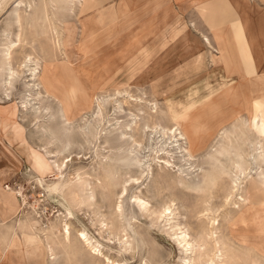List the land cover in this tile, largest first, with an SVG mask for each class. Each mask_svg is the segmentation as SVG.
Listing matches in <instances>:
<instances>
[{"label":"rangeland","instance_id":"obj_1","mask_svg":"<svg viewBox=\"0 0 264 264\" xmlns=\"http://www.w3.org/2000/svg\"><path fill=\"white\" fill-rule=\"evenodd\" d=\"M12 1L9 0L7 8ZM92 1L85 0L82 8L76 7L73 13L67 10L60 13L64 23L63 47L59 50L46 38L51 35L49 22H45L41 29L36 23L32 24L34 29L28 27L29 33L26 30V35L37 36L31 43L32 47L35 45V50L31 51L29 45L17 48L13 54V65L23 60L25 53L39 56L40 78L54 94L61 98L64 95L68 103L80 99L79 90L84 88L102 98L114 94L115 90L127 91L130 100L141 99V102L149 105L157 103V107L162 110V125L173 126L177 123L187 129L189 125L184 117H189L192 124H196L194 128L204 126L213 129L212 133L203 135L204 143L193 147L196 158L204 156L208 151L213 144L215 132L229 128L238 116L244 120L249 119L251 134H241L238 140L236 138L237 145L240 144L238 146L248 153L246 148L250 142L261 141L258 135L264 136V103L257 100L262 99L264 91L253 90L258 83L246 79L239 82L240 86L238 80L234 81L238 88L236 86L233 89V96L218 94L219 86L227 79V75L223 74L220 65L213 68L210 61V53L215 54L214 42L211 40V45L207 46L204 39L202 42L200 40L201 30L207 24L198 6L183 10V6L175 5V9L167 15V8L163 9V1L160 0L156 10L160 15L154 17L149 8L152 0H105L101 8L89 9ZM125 2L128 3L126 8ZM49 4L47 10L51 13L52 4ZM98 10L104 15L101 22H98ZM176 19L183 25L189 44H184L181 35L172 40L174 33H164L162 48L159 47L160 55L153 57L155 51L152 47L156 45L155 41L158 45L161 43L164 21L173 22ZM131 20L135 21L129 25ZM145 20H153V24L157 25L139 27L140 22ZM202 51L206 53L205 67L198 70L197 64L193 65V71L183 76L185 80L177 82V72L170 71L176 66V58H185L184 53L192 58L196 54L199 56ZM158 77H162L163 81H157ZM22 90V78H18L13 82L9 100L19 102ZM1 92L0 101H6ZM125 93L122 96L127 97ZM165 101L172 105L175 103L177 111L182 115L178 120L172 121L166 116ZM133 104L123 105V112L118 114L114 113L111 106H107L105 121L110 120V123L105 126L106 132L101 131L92 138L80 132L78 127L86 125L87 121L92 122L95 102L88 112L72 113L73 130L70 133L60 129L58 134L57 128L62 123L56 114L57 102L43 99L38 105L47 108V111L42 112L39 120L31 112L21 114L15 129L6 137H0L3 146V155H0L2 250L9 241L6 227L13 226L20 236L19 225L27 223L29 232L33 234H37L41 226H55L59 233L65 227L68 228V238L73 249L71 246L67 250L53 246L51 252L55 260L52 261L53 257L49 255L51 252L47 247L46 255L44 252L41 256L44 258L42 261L39 257L29 262L22 259V264H199L201 259L203 264H211L212 259L214 264H220L223 260L229 261V253L225 250L226 256L221 249L210 252L212 245L207 244L210 242L207 239L209 236L205 238L204 235L205 240H208L205 245L197 239L201 232L209 228L206 212L202 211L207 193L193 190V181L197 182L201 170L190 166L193 161L190 163L181 159L182 153L173 146L174 139L148 133L137 154L130 153L128 149L112 147L117 141L115 131H112L115 124L135 119L125 115H138V127L147 118ZM80 115L85 116L83 121ZM85 131L88 133L89 129L85 128ZM194 132L198 136L205 131ZM131 134L139 140L138 131ZM239 140L243 144L246 141L245 145ZM185 143L183 140L182 145ZM36 155L45 161L47 168L42 172L34 170L32 158ZM137 159L140 163L135 162ZM256 173L261 175L260 170L252 171L247 183L241 184L243 190L236 192L237 200H242L240 195L245 196L247 184L254 181ZM228 186V178L223 177L222 190L214 189L217 196L209 204L213 210L210 216L216 218L212 237H230L229 240L233 242L231 248L239 255L236 254L237 264H264V214L257 208L250 212L247 224L230 228L223 215L224 211L234 209L236 213L233 216L239 219L246 206L229 205L223 208V191ZM254 186L258 190L264 188V184L255 183ZM246 195L250 197L249 193ZM81 236H84L83 239ZM84 238L90 244L85 243ZM39 239L44 243L42 236ZM10 258L16 261L22 255L15 252ZM223 262L221 264H230ZM5 263L11 264L9 260Z\"/></svg>","mask_w":264,"mask_h":264},{"label":"bare ground","instance_id":"obj_2","mask_svg":"<svg viewBox=\"0 0 264 264\" xmlns=\"http://www.w3.org/2000/svg\"><path fill=\"white\" fill-rule=\"evenodd\" d=\"M2 1L3 2L0 3V91H2L1 94L4 93L6 95V101H0V137L1 136L6 137L5 135L10 134L15 129V125L18 122V117H22L21 114L31 112L32 114H34V117L37 120H39V117L42 116V112L47 111V108H42L41 105L40 106L38 105V104H41L43 99H46L48 101L55 100L57 102V113L56 114L58 115L59 119H61V123H62L61 127L59 126V128H57L58 134H60V129L62 130V132H66L67 134L70 133L73 130L72 120L74 118L71 117L72 113L76 111L83 112L84 110L88 112L91 106H93L92 105L93 102H95L96 110L93 113L94 115L93 114L91 115L93 124L92 122L90 123L87 121L86 125L78 127L80 129V132L92 138H95L98 134L101 133V131L106 132L105 126L110 123V120L105 121L106 119L105 117L107 115V111H106L107 106H111L112 109L114 110V113L118 114V113L123 112L124 110L123 105H129L131 103H134L133 106L136 105L135 107H138L137 110L139 112H142L143 115H146L147 118L144 119V123L138 127L137 123L140 122L136 120V117L138 115H135V114L125 115V117L133 116L135 119H130L129 121L127 120L123 123L115 124V127L112 128V131H115L117 141L115 142V144H113L112 147L117 148V149H123V148L128 149L130 153L137 154L138 148L140 147L144 137L148 133L149 135L159 134L160 136H162V138L167 137V139H170V140L174 139V141L172 142H174L175 145L173 146H175L180 151V153H182L181 159H183V161L185 162H190V163L191 161H193L190 164V166L194 168L198 167L201 170V175L198 176L199 179L197 178V182L193 181V183L195 182V185H194L195 189L193 190L201 191L202 193H207L206 194L207 200L204 199L203 201L204 209L202 211L206 212V215H207L206 218L209 223V228L206 227L208 228V230L201 232V234L197 238L198 241L202 242L205 245L207 243L206 241H208V240H205V238L209 236L207 239H209L210 242H208L207 244L212 245L210 252L212 253L215 250L221 249L222 252L225 253L223 251L225 250L226 252L229 253V256H228L229 261H227V259L223 261L225 263L229 262L230 264H237L238 254L235 252L236 250L233 251V249L231 248L233 247L231 246L233 242L229 240L230 237L228 239H225L224 237H220V236L216 237V239H213L212 237L214 229L216 228L215 223H214L216 221V218L213 217L214 215L210 216V213L213 214V210L209 206V204H211L210 202L212 198L217 196V195L215 196L214 189L215 188L220 189L222 178L227 177L229 180V186L226 188V190L223 191L224 192V196L222 197L224 200L223 205H222L223 208L226 209V206H229V205L230 207L231 205L233 207L235 205H237L238 207L246 206V210L244 214H241V217L239 219L238 217L234 218L233 216V213L235 212L234 209L231 211V210H228L227 208L228 212L224 211L223 215L226 216L225 219H226V222H228L229 227L232 228L233 226L235 227L237 225L247 224V221L251 217L250 212L254 211L257 208L262 210V213L264 214V188L261 190H258V188L254 186L255 183L264 184V136L258 135V138H261V141L257 143L250 142V145L246 148L248 153H246L240 146H238L240 144L237 145L238 141H236V138L238 140L239 139L238 137H241V134L243 133H245V135L251 134V130L249 127L250 125L249 119L246 118L244 120L243 117L238 116V118H236V120L232 122V125L229 128L219 129L217 132H215V138H213V144L210 146V148H208V151L205 152V155L204 156L201 155L199 156V158H196V156L193 155L194 153L193 147L197 144L204 143L203 135H205V133H208V134L212 133L211 130L213 129L203 128L204 126L200 128H194V125L196 124H192L189 117L187 118L184 117V120L186 122L188 121L189 128L187 129L181 128L180 126H178L179 124L176 125L177 123L173 124V126L162 125L160 123V119H161L160 114L162 113V110H160L157 107V103H153L152 105H149V103L146 104V102H143V101L141 102V99H139L138 101H137V98H135V100H130L131 96L127 93V91L125 93V91H120V90H115L114 94H111L110 96H107L105 98H102L100 95H98L102 98L101 99L100 97L97 96V94H95V92H90L88 88L79 90V94L81 97L80 99H76V102L72 101L68 103L64 99V95L61 98L57 94H54V92H52L47 87V85L45 84L46 82H44L42 78H40L41 65H40V60L38 58L39 56L36 57V56H33L31 53H28V54L25 53L24 57H22L23 60H21L20 62H18L17 65L14 66L13 65V62H14L13 54L15 53L17 48H24V47H27L28 45L30 46L29 49L31 51L35 50L34 48L35 45L34 47H32L31 43L35 41L37 36L35 37L34 34L26 35L25 33L26 30L30 29V27H33L34 29V26H32L33 23H36L35 25L39 26V28L41 29L45 22H49L51 24V35L46 36V38L56 50H59L60 48H62L63 47L62 26H63L64 20L62 19L63 17H61L60 13L63 12V10H67L68 12L73 13L74 9L78 6H79V9H81L85 3V0H48V1L13 0L9 8H7L9 0H2ZM48 3L52 4L51 10H50L51 13H48V10H47ZM98 13L100 14V11ZM103 16L104 15L101 13L100 21L98 22L103 21ZM14 27L16 28L15 32L13 31ZM27 32L29 33V30ZM178 35L183 36L184 44H189L188 42L189 37L181 29H178L174 32V35L171 36L172 40L177 39ZM204 42L206 43L207 46L211 45L209 44L210 41H208V38L206 37H204ZM41 50L42 48L40 49V51ZM216 50L218 51L220 55H222L220 52V49H216ZM216 50L215 52L213 51L215 54H217ZM215 54L213 55L210 53L211 55L210 61L212 62L213 66L216 65V58L214 57ZM24 74L26 75L24 76ZM18 78H22L23 90L20 93L21 99L19 100V102H13L9 100L11 97L10 96L11 88L13 87V82L16 81V79ZM95 88H97V86ZM122 93H125V95L127 94L128 96L127 97L122 96ZM2 98L3 97H1V99ZM76 98L78 97L76 96ZM4 99L5 98H3V100ZM165 102H166L165 112L167 114L166 116H168V118H170L172 121L178 120V118L182 115L177 111L175 103H173L172 105L168 103L167 101ZM80 104L82 106L78 107ZM35 105H38V106L36 107ZM94 109L95 107L93 108V110ZM84 117L83 116L80 117L81 118L80 120L83 121ZM240 121L242 122L238 123ZM85 128L89 129L88 133H86ZM134 131L139 132L137 136L139 140L135 139L134 138L135 135L133 137V135L131 134V132H134ZM194 131H197V132L205 131V132L204 133L202 132V134H199L197 136V133L195 134ZM245 135L243 136L246 138ZM183 140L186 142L185 143L186 146H183L185 144L182 145ZM245 142L244 144L242 143L243 146L245 145ZM248 143H249V140H248ZM0 155H3L1 151H0ZM224 155H227V157H225ZM222 158H224L225 160L222 161ZM32 161H33V165L35 166L34 170L37 169L39 172H42L45 168H47L45 165L44 159L39 155L34 156V158H32ZM135 162L140 163V160L137 159V161L135 160ZM255 170H260L261 175H258V173H256L257 176L254 179V181H250L247 184L248 185L247 190L244 192L245 196L240 195L241 197L240 199L242 200H237L238 198L237 199L235 198L236 192L243 190V187H241V184L247 183L246 180L251 175V172ZM220 190H222V188ZM247 191H249L248 193L250 197H247L246 195L248 194ZM202 195H205V194H202ZM203 198H205V196L202 197V199ZM19 228L21 231L20 236L17 235L16 230L14 229L13 226L6 227V230H7L6 236H9V241H7V243L3 246V250L2 248H0L1 249L0 251V263L1 264H6L5 263L6 260H9V262L13 264L12 261L14 259H11L10 256L12 255V253L20 252L18 247H20L22 250L21 252L22 258L19 260L17 259L14 264H22L23 262L22 259L29 262L31 259L38 258V257L42 261L44 258H41V256L44 254V252H45L44 255H46L47 250L45 251V249H47V247H49L50 252H51L53 250L52 249L53 246L55 248H62L64 250H67L72 245V242H70L68 238L69 237L68 234L70 231H68V228L66 227L64 231H61L59 233L58 229L55 226H52L50 228L41 226V228L37 230L38 231L37 234H33L32 232L31 233L29 232L30 228L27 223L20 224ZM204 235H205V238H204ZM40 236H42L45 239L46 245H44L45 241L44 243L40 242L41 240L39 239ZM84 236H81V239H83L82 237ZM84 240H85L84 241L85 243L86 242L89 243L88 242L89 240L87 238H84ZM71 249H73V247ZM226 254L227 253H225V256ZM49 255L53 257L52 261H54L55 260L54 253L51 252ZM225 256H224V259H225ZM223 261L221 262L218 261V262H220L221 264ZM201 262H202V259H201ZM214 263L215 261L213 262V259H212L211 264H214Z\"/></svg>","mask_w":264,"mask_h":264},{"label":"crops","instance_id":"obj_3","mask_svg":"<svg viewBox=\"0 0 264 264\" xmlns=\"http://www.w3.org/2000/svg\"><path fill=\"white\" fill-rule=\"evenodd\" d=\"M159 1L160 0H152L151 5L149 6V8L152 9V16L154 17L160 15L156 12L159 7ZM162 1L163 9L165 7L167 8V15L170 11L175 9V5L178 7L183 6V10H187V8L191 9L192 7L197 8L198 6V9L203 13L207 25H204V28L201 30L202 33H200V40L202 42L204 37H209L208 41L212 40L214 42L215 46L213 47H215V50L220 49L222 55L220 56L216 50L217 54L214 56L216 58V65H220L223 74L225 73L227 75V79H225L222 82L223 84L219 86L220 90L218 91V94H224V96L230 97L233 96V89L237 86L235 82L238 80L237 83L238 86H240L239 82L242 83L244 82L243 80L246 79L254 81V84L258 83L253 90L258 92L264 91V0ZM104 2L105 0H93L89 4V9H92L93 7L99 9L104 5ZM126 7H128V3L125 2V8ZM135 20H131L129 25L133 24V21ZM142 25L154 26L157 24H153V20H151V22L145 20L140 22L139 27ZM162 28L163 31L161 33L160 45L155 41L156 45L152 47V50L155 51L153 57L160 55L159 51L160 48H162V35L164 33L170 35L178 29H182V31L184 30L183 25L178 19L173 22L164 21ZM155 33L157 34V32ZM205 54L206 53L202 51L199 56L196 54L192 58H189L190 55L184 53L185 58H176V66L170 71L172 72L175 70L177 72V82L181 83L185 80L183 76L186 73L193 71V65L197 64L198 70L203 69L205 67ZM215 66H213V68ZM161 79L162 77H158L157 81L162 82L163 80ZM253 90L250 89L252 92ZM252 101L255 102L254 99ZM257 101L264 103V95L261 100ZM260 112L261 111H258V113ZM2 147L3 146L0 144V151L2 150ZM18 248L20 250V247ZM21 251L22 250H20V254H22ZM12 262L15 263L16 261L13 260Z\"/></svg>","mask_w":264,"mask_h":264},{"label":"built area","instance_id":"obj_4","mask_svg":"<svg viewBox=\"0 0 264 264\" xmlns=\"http://www.w3.org/2000/svg\"><path fill=\"white\" fill-rule=\"evenodd\" d=\"M4 94V93H3ZM4 96L6 97V95L4 94Z\"/></svg>","mask_w":264,"mask_h":264}]
</instances>
